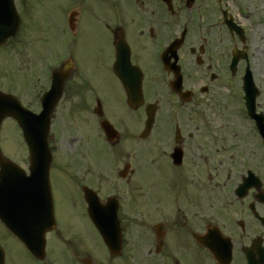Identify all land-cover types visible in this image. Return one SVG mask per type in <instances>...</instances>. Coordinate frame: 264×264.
<instances>
[{
    "label": "flooded vegetation",
    "instance_id": "af4514ba",
    "mask_svg": "<svg viewBox=\"0 0 264 264\" xmlns=\"http://www.w3.org/2000/svg\"><path fill=\"white\" fill-rule=\"evenodd\" d=\"M15 4L20 25L15 36L0 47V90L16 95L34 113L41 111L46 92L53 87L60 91L49 135L57 228L47 234L46 256L41 260L0 220V264H55L57 260L98 264L75 230L76 218L71 220L75 215L94 230L87 213L86 186L94 188L103 207L113 199L110 207H116L125 237L122 256L126 257H113L102 245L100 251L106 255L96 257L103 261L100 264L129 263L138 258L145 264H249L244 249L256 238L264 239V228L256 215H264V199L254 190L240 197L235 192L237 186L222 198L211 195L213 157L207 137L212 135L208 129L199 128L200 116L195 111L228 85H236L237 78L234 81L232 76L241 81L243 92L250 74L258 91L257 113L264 116L262 90L256 78V73L264 70V52L259 48L258 52L250 51L254 37L264 39V0H247L240 18L222 0H15ZM228 23L235 24L240 33L232 31ZM27 26L32 28L34 42L27 63H23L20 58L24 51L18 44L23 42ZM45 42L49 45L46 51ZM235 57L237 64L233 66ZM179 75L183 90L188 92L182 96L174 91ZM11 77H23L25 83L2 82ZM122 78L131 85L139 80L142 83L144 104L132 113L137 117L133 125L119 116L120 104L126 99ZM90 86L96 88L93 96L85 94L91 91ZM206 95L210 98L205 100ZM168 96L174 106L193 112L195 127L190 128V118L184 114L163 112L162 103ZM89 101L96 102L94 116L86 109ZM151 102L158 110L153 128L145 134L143 113ZM86 118L98 121L99 127L103 120L110 121L119 130L117 136L109 142L100 128V132L85 131L86 136L77 139L72 130H87ZM261 126L264 128V121ZM20 132L15 119L3 121L2 153L17 162L22 148ZM88 134L100 148L89 146ZM53 138L63 145H53ZM211 141L215 143V138ZM176 149L181 151L179 165L173 161ZM58 152L62 154L60 161ZM71 155L75 157L71 159ZM87 159H91L90 165ZM201 160L210 164L203 176ZM92 166L97 171L95 176ZM166 174L181 179L184 187L177 190L173 184L176 180L165 182ZM89 176L94 178L89 180ZM54 178L66 181L67 208L63 214L67 217L59 214ZM142 182L145 207L136 203ZM136 211L148 217L140 241L130 239ZM199 234H208L210 245L219 246V256L197 242ZM229 243L231 256L226 252ZM61 249L65 251L63 258L56 256ZM256 264H263L258 256Z\"/></svg>",
    "mask_w": 264,
    "mask_h": 264
},
{
    "label": "rangeland",
    "instance_id": "374dc122",
    "mask_svg": "<svg viewBox=\"0 0 264 264\" xmlns=\"http://www.w3.org/2000/svg\"><path fill=\"white\" fill-rule=\"evenodd\" d=\"M223 3L224 1H227L228 3V8L231 10L233 14H235L238 18H240L241 14V7L244 8L243 4L247 5V0H222ZM26 26V25H25ZM31 31L32 28L27 26V28L23 30V33L25 36H23V42L19 43V47L23 49V57L20 58L23 63H27V56L32 53V43L33 38L31 36ZM22 33V34H23ZM6 48V47H5ZM264 52V39L261 37H254L252 39V42L250 43V51L253 53L258 52ZM24 49L29 50V52H25ZM49 49L48 42H45V51ZM263 56L260 55V58ZM14 58H16L14 56ZM17 59V58H16ZM261 73H256V78L258 83L261 86L262 90V95L260 97V100L263 101L264 103V70L260 69ZM13 71H9V74H12ZM8 76L7 74H5ZM10 77V76H9ZM234 77V81L236 79V85L232 86H227L226 88L222 89L220 94L214 98L209 96L210 100L203 101L202 105L200 106L199 109L195 111L197 114L198 122L197 125L200 126V129H208V133L211 134L212 136L207 137L209 140V151H214V156L216 152H219L221 156L224 157L225 162L220 165L221 163V158L217 157L215 158V164H214V171H213V181L210 186V193L212 196H215V198H222L226 196L227 193L232 192L233 188L240 182L242 174H244V171H246V168H257L256 172L259 175H262L264 177V162H262L261 157L264 156V148L261 147L260 142H259V137L257 136L253 126L251 123L246 121L244 116L242 115L241 112H244L243 108L242 110L237 106V104L233 101L235 99V96L232 94L233 92L237 93L239 98L242 96L241 94V81L238 79L237 76H232ZM12 80H2L3 83L9 84V85H20L25 83V79L23 77H11ZM94 79H97V74L94 76ZM91 91L86 90V95L87 96H93V94L96 92V88L90 86ZM230 89V91H229ZM106 92L111 96L112 92L110 88L106 90ZM230 93V95L228 94ZM237 96V97H238ZM92 101H95L94 98ZM238 102L241 103V101L238 99ZM242 105V104H241ZM96 106V102H88L86 104V109L88 110L89 116H94V113L92 114V109L94 110ZM166 109L168 108V105H164ZM241 110V111H240ZM184 115L185 118H190L189 124L190 128L195 127L196 122L193 117V112H191L189 109H184ZM119 113L123 114L124 116H120V120L123 119L126 120V124H132L133 125V120L130 121L131 116L133 117L132 113H129L128 111H122L119 110ZM139 114V112H137ZM246 117V116H245ZM137 118V117H136ZM116 121V119H114ZM117 122V121H116ZM86 123L85 125L86 128H83V131L79 127H75L72 130V135L76 136L77 139L82 140L83 137L86 136L87 132H97L100 130V127L98 126V121L96 120H89L86 118ZM136 126V125H135ZM211 130V131H209ZM87 131V132H85ZM205 133V132H204ZM70 134V135H71ZM221 135V136H218ZM88 138L90 139V147L92 149H97L100 148L99 144H97L94 136L91 134H88ZM214 135H217L214 137ZM72 137V136H69ZM215 138V143H213L211 140ZM71 139V138H69ZM62 141V140H61ZM224 141V142H223ZM53 145L58 146L60 148L63 145V142L58 145L57 139L52 141ZM76 145H79L78 143ZM19 152V151H18ZM219 155V156H220ZM20 158V156H18ZM71 159H73L75 156L71 155ZM78 157V156H77ZM57 161L62 160V154L58 152L56 154ZM69 159V157H68ZM70 159V160H71ZM93 161L95 159L92 158ZM91 160L87 159V162L90 163ZM214 161V159H212ZM232 162V164L230 163ZM201 165H204L201 163ZM215 165L218 167L216 169ZM220 165V166H219ZM93 176L97 173L96 169L92 166ZM168 173V172H167ZM91 175V174H90ZM93 176H89V180L91 178H94ZM170 177V178H169ZM167 176V174L164 177L165 182L169 183L172 181H175L177 177H172ZM171 179V180H170ZM90 182V181H89ZM102 186H107L105 182H101ZM174 186L176 187L177 190H180L183 183L178 182V183H173ZM141 185L143 186V190L141 191L140 195L136 197V203H138L139 206L145 207V201L146 197L144 196V193L146 194L144 190L145 182H142ZM54 186H55V194H56V200H57V205L59 208V214L64 215L65 209L67 208L66 205V200L65 198L66 193H67V188H66V181L63 183V181L59 178H54ZM195 187L193 188V190ZM105 190V189H104ZM106 191V190H105ZM196 190H194L195 192ZM69 193V192H68ZM67 217L66 215H64ZM75 220V230L80 232L82 236L81 242L82 244L87 248V250L91 251V256L94 258L93 260L100 264L103 261L96 259V257H99L100 255L97 254L96 252L93 251L92 245L97 247V244L99 247H101V242L99 237L97 239L93 235V232L90 230V225L85 222V220L79 219L77 216L74 215V217L71 218V220ZM147 219L148 217L145 216L141 218L140 220L143 222V225L139 227L138 225H132L133 222H131L130 226L132 225V235L130 236V239L133 240V237H135V240L137 239L138 241L142 240L144 236L142 232H145L147 230ZM133 221V219H131ZM158 219H155V221L151 222L150 224L152 225L155 223ZM135 229V231L133 230ZM140 230V231H139ZM202 253V252H201ZM102 256V255H101ZM190 256V254L188 255ZM138 257H142V254H139ZM145 260L138 258L139 264ZM120 264H122L120 262Z\"/></svg>",
    "mask_w": 264,
    "mask_h": 264
},
{
    "label": "water",
    "instance_id": "95a60500",
    "mask_svg": "<svg viewBox=\"0 0 264 264\" xmlns=\"http://www.w3.org/2000/svg\"><path fill=\"white\" fill-rule=\"evenodd\" d=\"M3 40H0V42H2ZM128 89V95H129V100L132 102V104H134V105H137V104H135V102L139 99L140 100V98H141V94H140V89H139V87H136V88H127ZM5 96L4 95H1L0 94V121L3 119V117H5L6 116V113L5 112H8L9 114H11V115H15V116H17L18 118H20L19 117V112H18V109H13L12 108V105H13V102L12 101H9V100H7V99H5L4 98ZM42 117V116H41ZM40 117V118H41ZM47 128H48V126H47ZM44 134V136H45V142L43 143L44 145H45V143H46V135L48 134V129L45 131V133H43ZM26 138L28 139V142H29V144H30V146L31 147H33V151H31V155H32V158L33 157H35V156H37L36 155V153H40L39 152V150L41 149V150H43V149H45L43 146H41L40 147V149L39 148H37L36 147V145H35V143L33 142V139L32 138H30L28 135H26ZM42 138V137H41ZM43 139H44V137L42 138V142H43ZM35 145V146H34ZM33 161H34V158H33ZM7 171H9L8 169H7ZM11 172V171H10ZM15 173V172H14ZM14 173L12 174V175H14ZM9 176L11 175V173H9L8 174ZM7 175V176H8ZM47 184V185H46ZM36 193H40L41 194V199L42 200H45L46 198L47 199H49V201H50V187H49V181H48V178H47V173H46V180L44 179V184H42L41 185V189L39 188V189H36V191H35ZM2 204H3V202H4V205H5V207H4V205L2 206V209H7V210H10V212H4V214H10L11 213V209H12V205H11V199H10V196H6V197H3L2 198ZM44 214H45V212H44ZM51 216H52V214H51ZM93 218H94V221H95V223L98 225V227L100 228V230H101V232L104 234V236H105V239H106V241L109 243V245L112 247V248H114V247H117V243L119 242V233H118V229L116 228L115 230L116 231H114V232H111V233H107L105 230H104V228H103V226H102V224L100 223L101 222V220L100 219H96V218H98L97 216L95 217L94 215H93ZM100 221V222H99ZM22 235H23V237H24V239H26L27 241H28V243L29 244H32L35 240H37V238L35 237V236H33L32 234H31V232L29 233V234H27V233H25V232H22ZM43 235V232L41 233V235L40 236H42ZM41 240H42V237H41ZM199 241H201V242H205V240H201V239H199ZM205 244H206V242H205ZM112 245H114V246H112ZM257 246V245H256ZM258 248H260L259 246H257ZM250 255H252V253H250ZM261 256H262V258H263V263H264V254L262 255L261 254Z\"/></svg>",
    "mask_w": 264,
    "mask_h": 264
}]
</instances>
